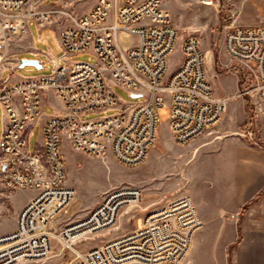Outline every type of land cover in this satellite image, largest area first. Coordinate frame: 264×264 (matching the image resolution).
Masks as SVG:
<instances>
[{
    "label": "built area",
    "instance_id": "2783aa9c",
    "mask_svg": "<svg viewBox=\"0 0 264 264\" xmlns=\"http://www.w3.org/2000/svg\"><path fill=\"white\" fill-rule=\"evenodd\" d=\"M82 1L48 5L47 0H0V60H8L14 41L27 38L31 21L42 28L56 25L64 51L58 59L48 55L50 76L0 79L5 113L0 175L10 189L35 192L20 211L15 230L0 238V264L44 261L54 250L52 239L75 254V264H179L203 225L189 195L147 213L141 227L85 251L77 245L111 229L123 207L141 202L139 189L113 190L85 219L58 230L76 197L67 185L64 137L76 152L111 156L134 167L146 160L156 141L166 106L172 138L186 144L219 123L228 99L214 95L200 38L180 36L164 0H97L78 14L76 5ZM88 50L97 56V64L67 60ZM225 51L231 60L255 67L252 94L264 112V18L258 26L231 28ZM176 52L180 60L170 70ZM10 58L16 66L21 63L17 55ZM9 64L14 71V61ZM116 86L145 101L122 102ZM49 91L61 99L64 110L42 124ZM113 109L118 112L84 120ZM37 125L43 140L30 153L29 137Z\"/></svg>",
    "mask_w": 264,
    "mask_h": 264
},
{
    "label": "rangeland",
    "instance_id": "374dc122",
    "mask_svg": "<svg viewBox=\"0 0 264 264\" xmlns=\"http://www.w3.org/2000/svg\"><path fill=\"white\" fill-rule=\"evenodd\" d=\"M60 1L47 0L46 4ZM96 1L77 3L76 12L88 11ZM164 7L170 12L180 36H197L206 54H210L209 58L207 55L209 79L214 95L228 99L227 110L217 125L189 143L178 144L172 138L170 108L166 106L156 141L146 160L134 167L122 165L111 156L98 158L76 152L64 137L67 185L75 189L76 197L69 205L68 215L60 218L57 228L60 230L85 219L113 190L122 187L139 189L141 202L128 207L130 212L120 216L126 209L123 207L111 229L77 245L80 251H85L141 227L147 213L169 200L189 195L198 207L203 225L193 238L189 254L179 264H237L236 251L243 237L242 219L257 201V196L264 192L263 186L254 197L246 196L264 180L258 168L253 169L250 162L254 153L256 155L259 151L264 155V112L252 94L256 85L255 67L231 60L225 51V38L233 27L260 25L264 18V0H164ZM29 26V35L39 53H21L19 59H38L43 67L38 69L27 65L2 72L11 65L7 60H0L1 79L8 76L12 80L50 76L53 64L48 55L55 59L64 55L60 29L56 25L42 28L31 21ZM180 41L181 38L178 45ZM11 55L13 53L8 49L6 59ZM67 60L72 63L98 62L91 50L71 55ZM179 60V52L171 55L170 70L175 69ZM115 92L124 103L145 101L144 96L132 97L120 86L115 87ZM57 106L45 105L44 115L55 114ZM116 112L118 109L92 113L84 120ZM4 123L5 113L0 104V138ZM40 138L41 128L37 125L31 129L30 153L35 152ZM248 164L251 165L250 171ZM34 194L33 190L8 188L0 175V238L15 230L20 211ZM51 243L54 250L46 260L23 264H75L72 251L64 249L55 239ZM263 248L260 247L259 251ZM252 260H247V264H253Z\"/></svg>",
    "mask_w": 264,
    "mask_h": 264
},
{
    "label": "crops",
    "instance_id": "0c3cea01",
    "mask_svg": "<svg viewBox=\"0 0 264 264\" xmlns=\"http://www.w3.org/2000/svg\"><path fill=\"white\" fill-rule=\"evenodd\" d=\"M9 49L12 51L13 55H17L18 60L20 62L22 60V59H19L21 53L29 52V53H32L33 55H37L39 53V51L36 48H34V44H33V41L30 35H28L24 41H19V40L14 41L13 45H11ZM7 61L8 62L14 61L13 67H15V69L20 66V64L16 66L15 59L13 58L9 57ZM5 69H10V68H4L2 72ZM0 79H1V74H0ZM44 104L45 105H58L57 106L58 108L55 113H58L64 110V105L61 99L52 91H49L44 94ZM48 117L49 116L45 115L42 121V124L45 123ZM40 128H41V125H40ZM42 140H43V135L41 131V138L38 140V144H40ZM250 162L253 163L252 168L254 169L255 167H257L258 173H261V176H263L264 178V155L263 153L259 151L258 153H256V155L254 153L253 160H251ZM247 168L250 171L251 165L248 164ZM246 184H244L243 186V189H242L243 193H244V189H245L244 187ZM263 186H264V180H262L260 184L254 186V188L246 196L254 197V195L260 189H262ZM124 212L122 213L123 216L125 215ZM241 224H242L241 232H242L243 237L236 251V263L237 264H247L248 263L247 260H252V258H254L253 259L254 261L252 260L253 264H264V248L262 251H259L260 247L261 249L262 247H264V194L247 210L246 214L244 215V218L242 219Z\"/></svg>",
    "mask_w": 264,
    "mask_h": 264
},
{
    "label": "water",
    "instance_id": "95a60500",
    "mask_svg": "<svg viewBox=\"0 0 264 264\" xmlns=\"http://www.w3.org/2000/svg\"><path fill=\"white\" fill-rule=\"evenodd\" d=\"M27 65L34 66L38 69L43 67L38 59H22L19 67H24ZM137 96L138 95H132V97H137Z\"/></svg>",
    "mask_w": 264,
    "mask_h": 264
},
{
    "label": "bare ground",
    "instance_id": "6f19581e",
    "mask_svg": "<svg viewBox=\"0 0 264 264\" xmlns=\"http://www.w3.org/2000/svg\"><path fill=\"white\" fill-rule=\"evenodd\" d=\"M207 55H208V58H209L210 54H209L208 52H207ZM128 209H129V208H126L124 211H125V212H130V210H128ZM126 210H127V211H126ZM125 212H124V213H125ZM121 215H122V214H120V216H121Z\"/></svg>",
    "mask_w": 264,
    "mask_h": 264
},
{
    "label": "trees",
    "instance_id": "16d2710c",
    "mask_svg": "<svg viewBox=\"0 0 264 264\" xmlns=\"http://www.w3.org/2000/svg\"><path fill=\"white\" fill-rule=\"evenodd\" d=\"M263 194H264V192H261V194L259 196H257L256 200H258ZM246 210H247V208H246Z\"/></svg>",
    "mask_w": 264,
    "mask_h": 264
}]
</instances>
